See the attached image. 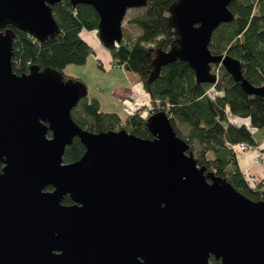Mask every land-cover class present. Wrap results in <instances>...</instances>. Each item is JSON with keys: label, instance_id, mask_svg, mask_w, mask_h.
<instances>
[{"label": "water", "instance_id": "1", "mask_svg": "<svg viewBox=\"0 0 264 264\" xmlns=\"http://www.w3.org/2000/svg\"><path fill=\"white\" fill-rule=\"evenodd\" d=\"M63 0H0V29L13 25L39 42L59 27L51 6ZM90 5L105 48L122 39L129 9L150 0H68ZM234 0H178L169 7L173 45L156 50L151 79L181 60L197 83L214 84L221 65L251 95L264 98L241 63L209 49L233 19ZM10 28L0 31V264H264V201L224 177L205 174L163 110L150 114L152 138L125 129L91 132L71 111L87 95L82 81L50 67L12 69ZM74 138L85 150L63 154ZM51 187V190L47 188ZM69 195L73 205L61 203Z\"/></svg>", "mask_w": 264, "mask_h": 264}, {"label": "trees", "instance_id": "2", "mask_svg": "<svg viewBox=\"0 0 264 264\" xmlns=\"http://www.w3.org/2000/svg\"><path fill=\"white\" fill-rule=\"evenodd\" d=\"M176 1L150 0L122 23V39L118 46L106 49L116 66L138 75L143 91L149 95L152 111H167L174 131L188 143V151L200 166L205 167V174L222 176L250 199L264 201V186L248 184L230 147L239 142L249 145L257 142L247 126L236 125L228 117L230 114L246 118L250 127H263L264 98L247 94L221 65L211 66V72L217 74L214 84L197 83L192 68L181 60L163 66L160 73L151 79L153 54L156 50H167L174 43L175 33L168 10ZM229 10L233 19L218 26L209 42V49L215 55L237 58L243 77L253 86H263L264 0H234ZM51 11L59 32L43 42L13 25H7L14 32L12 69L16 74H22L31 65H38L40 69L50 67L59 71L64 80L81 81L63 71L68 64L85 63L93 52L81 32L96 31L98 34V14L90 5L73 7L68 0L52 5ZM132 27H136L137 32H133ZM211 88L217 93L214 97L207 93ZM71 116L77 125L91 132L125 129L138 137L152 138L144 115L127 117L123 114L121 117L115 112L102 111L98 99L87 95L79 100ZM181 126H186L187 130L183 132ZM84 150L80 140L74 138L66 147L62 161L74 162ZM62 202L69 203V197L65 196ZM210 262L219 264L214 256H210Z\"/></svg>", "mask_w": 264, "mask_h": 264}, {"label": "rangeland", "instance_id": "3", "mask_svg": "<svg viewBox=\"0 0 264 264\" xmlns=\"http://www.w3.org/2000/svg\"><path fill=\"white\" fill-rule=\"evenodd\" d=\"M141 9L142 8L129 9L122 23L125 22L126 18L131 17ZM131 30L137 32L136 27H132ZM83 38L90 43V39L86 34L83 35ZM102 48L104 52L93 51L87 56L85 63L68 64L63 72L72 78L81 80L86 85L87 96L89 98L93 97L98 99L100 110L115 112L123 117L120 102L118 100V97L122 94L120 93L122 89L127 88L130 93L136 91L142 95H145V92L139 82L138 75L132 72H126L121 67L116 66L108 49L104 46H102ZM213 90V88L209 89L207 92L208 95L213 94ZM145 116L148 117L149 114L146 113ZM239 119L248 120L246 118ZM247 127L252 131V137L257 142L256 145H251V150L249 149L248 153H246L248 163H251L255 158L262 157L264 154V126L260 128H252L247 124ZM181 128L183 132L187 130L186 126H181ZM254 151L257 152L256 155H253ZM237 154L240 157L244 152L237 151Z\"/></svg>", "mask_w": 264, "mask_h": 264}, {"label": "built area", "instance_id": "4", "mask_svg": "<svg viewBox=\"0 0 264 264\" xmlns=\"http://www.w3.org/2000/svg\"><path fill=\"white\" fill-rule=\"evenodd\" d=\"M115 46H118V43H115ZM119 102L121 105L122 112L127 117L134 116L135 114H142L145 116L146 113L151 114L153 112L150 105V98L147 93H145V95H142L136 91H133V93H131L129 96L122 97L121 99H119ZM161 110L165 111L167 114L166 110ZM230 147L236 154L237 151L249 150L251 148V145H248L244 142H239L232 144ZM252 164L259 166L261 164V159L255 158ZM240 170L248 184H250L251 186H255L256 184H262V186H264V174L262 176H257L251 173L249 166Z\"/></svg>", "mask_w": 264, "mask_h": 264}, {"label": "crops", "instance_id": "5", "mask_svg": "<svg viewBox=\"0 0 264 264\" xmlns=\"http://www.w3.org/2000/svg\"><path fill=\"white\" fill-rule=\"evenodd\" d=\"M84 34H86L89 37L90 43L88 41L87 42L92 47L93 51H95V52L96 51L104 52V50L102 48L103 45H102L101 41L99 40V37L97 36V33L96 32L84 30V31L81 32L82 37H83ZM120 93H122V94L118 97V100L121 97H126V96H129L131 94L127 88L126 89L123 88ZM216 95L217 94H216V92L214 90H213V94H210V96H212V97H214ZM229 115L230 114H228V117H229V121L230 122H232V123H234L236 125H241V124H243L245 126H247V124L249 125V121L248 120L235 118V117H233L231 115L229 116ZM240 152H244V154H242L240 157L237 154V161H238L239 168L240 169H243V168L249 166L251 173H253V174L257 175V176H262L264 174V154L262 155V157H259L261 159V164L259 166H257L255 164H252V162L251 163H248L247 154H246V153H248V150L247 151H240ZM256 153L257 152L254 151L253 155H256ZM257 156H259V155H257ZM241 162H242V164H241Z\"/></svg>", "mask_w": 264, "mask_h": 264}, {"label": "flooded vegetation", "instance_id": "6", "mask_svg": "<svg viewBox=\"0 0 264 264\" xmlns=\"http://www.w3.org/2000/svg\"><path fill=\"white\" fill-rule=\"evenodd\" d=\"M5 28H9V27H7V26L3 27V29H5ZM70 163H71V162H70ZM47 189H48V190H51L52 188L49 187V188H47ZM65 196H68V197H69L70 202H69V203H63V202L61 201V203L64 204V205H73L74 202L71 200L70 196H69V195H65ZM65 196H64V197H65ZM64 197H63V198H64ZM62 200H63V199H62Z\"/></svg>", "mask_w": 264, "mask_h": 264}]
</instances>
